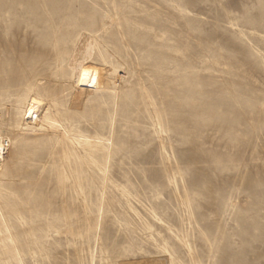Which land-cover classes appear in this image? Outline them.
<instances>
[{"label": "rangeland", "instance_id": "374dc122", "mask_svg": "<svg viewBox=\"0 0 264 264\" xmlns=\"http://www.w3.org/2000/svg\"><path fill=\"white\" fill-rule=\"evenodd\" d=\"M86 59L120 90L106 199L91 158L24 127L0 185L23 263L264 264V0H0V126L36 94L109 138L116 95L70 88Z\"/></svg>", "mask_w": 264, "mask_h": 264}, {"label": "bare ground", "instance_id": "6f19581e", "mask_svg": "<svg viewBox=\"0 0 264 264\" xmlns=\"http://www.w3.org/2000/svg\"><path fill=\"white\" fill-rule=\"evenodd\" d=\"M114 18H110L106 23V27L113 24ZM108 75V69L100 65L90 64L89 59H86L84 63L80 64L70 77V88L80 93L83 97H91L94 94H108L114 93L116 95V111L113 116L110 128V137L101 138L100 140L94 139L90 136L74 133L73 130L62 122L58 106L53 99H45L31 94L28 98L24 112L21 114L23 121L22 125L11 122L8 128H2L0 126V185L6 181V168L9 165H13V159L16 163L19 161L18 151V134L24 131V127L34 128L39 131H46L47 133L57 137L59 143L70 145L71 148L80 153L86 155L93 161V165L98 172L104 178V186L101 192V197L105 201L106 199V187L110 182V168L112 163V154L114 146V137L116 131V121L118 116L120 90L118 88H111L106 83V77ZM0 122H2L0 118ZM103 154L104 164L99 163L93 156L94 153ZM67 157V153L64 155ZM129 202V201H127ZM7 205L0 199V225L5 227L7 231V238L11 242L12 250L23 263L22 251L17 246V242L12 234L9 221L5 217V209ZM133 209V208H132ZM102 209V213H103ZM134 210V209H133ZM103 216V214H102ZM156 222L160 225H164V221L156 216ZM102 224H98V231L101 230ZM100 237V232H98ZM159 248L167 257L169 264L174 263V256L170 249L164 245L159 244ZM186 250L192 254V249L188 242H185ZM24 264V263H23Z\"/></svg>", "mask_w": 264, "mask_h": 264}]
</instances>
